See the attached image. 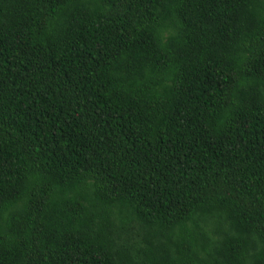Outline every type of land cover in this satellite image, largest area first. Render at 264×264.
Masks as SVG:
<instances>
[{
  "label": "trees",
  "instance_id": "1",
  "mask_svg": "<svg viewBox=\"0 0 264 264\" xmlns=\"http://www.w3.org/2000/svg\"><path fill=\"white\" fill-rule=\"evenodd\" d=\"M0 264H264V0H0Z\"/></svg>",
  "mask_w": 264,
  "mask_h": 264
}]
</instances>
